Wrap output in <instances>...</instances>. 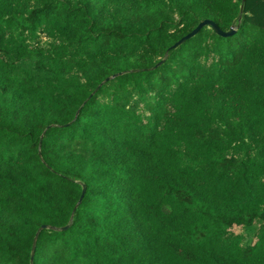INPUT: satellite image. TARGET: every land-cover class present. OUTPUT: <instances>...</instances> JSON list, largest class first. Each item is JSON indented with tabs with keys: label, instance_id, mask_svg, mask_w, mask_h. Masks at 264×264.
Here are the masks:
<instances>
[{
	"label": "trees",
	"instance_id": "obj_1",
	"mask_svg": "<svg viewBox=\"0 0 264 264\" xmlns=\"http://www.w3.org/2000/svg\"><path fill=\"white\" fill-rule=\"evenodd\" d=\"M69 222L32 264H264V0H0V264Z\"/></svg>",
	"mask_w": 264,
	"mask_h": 264
},
{
	"label": "water",
	"instance_id": "obj_2",
	"mask_svg": "<svg viewBox=\"0 0 264 264\" xmlns=\"http://www.w3.org/2000/svg\"><path fill=\"white\" fill-rule=\"evenodd\" d=\"M204 26H209L216 34H218V35H220L222 37H229V36L233 35L235 33V31L237 30V25H233V24L227 30H223V29H221L218 26V24L215 21H213L212 19H209V18H205V19L200 20L198 22V24L191 31H189L188 33H186L185 35H183L182 37H180L171 46H169L167 48V50H166V53L170 49L175 48V47L181 45L186 40H188L189 38L193 37ZM165 57L166 56H164L163 58H161L158 62H156L149 69H155L156 67H158L159 65H161L164 62ZM121 74H123V72L122 71H119V72L112 73L109 76H106L99 84H97V86L94 88V90H92V92L89 94V97H91L104 83H106L107 81H109V80H111V79H113V78H115V77H117V76H119ZM86 100H84V102L82 103V105L86 102ZM82 105L77 109V111L75 113V117L78 115V113H79L80 108L82 107ZM68 124L69 123H67L66 125H68ZM44 133H45V130H43V132L40 135L39 145L41 144V140H42V138L44 136ZM38 154L40 156L41 155V152L38 151ZM85 190H86V185L84 183H81V193H80V196H79V198H78V200H77V202H76V204H75V206L73 208V211H75L76 208H77V206L81 203V201L83 199V196L85 194ZM71 218H72V216H71ZM70 224L71 223L69 222V223H67V224H65L63 226H60V227H56V226H52V225H47V224H41L37 228V230L35 231V233L33 235V238H32L31 248H30V255H29L30 264H32L33 259H34V254H35V249H36V243H37V239H38V236H39L40 232L43 229H52V230H61V231H64V230H66V229L69 228Z\"/></svg>",
	"mask_w": 264,
	"mask_h": 264
},
{
	"label": "rangeland",
	"instance_id": "obj_3",
	"mask_svg": "<svg viewBox=\"0 0 264 264\" xmlns=\"http://www.w3.org/2000/svg\"><path fill=\"white\" fill-rule=\"evenodd\" d=\"M232 230L235 232V233H245V230L240 227V226H237V225H233L232 226ZM252 241H255V237L252 236Z\"/></svg>",
	"mask_w": 264,
	"mask_h": 264
}]
</instances>
